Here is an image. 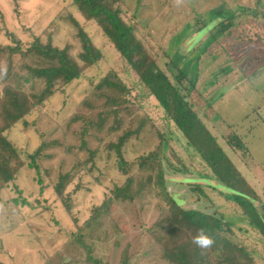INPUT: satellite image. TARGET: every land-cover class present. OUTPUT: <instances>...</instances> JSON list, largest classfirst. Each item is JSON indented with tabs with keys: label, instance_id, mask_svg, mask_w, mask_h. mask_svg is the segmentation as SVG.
Here are the masks:
<instances>
[{
	"label": "rangeland",
	"instance_id": "1",
	"mask_svg": "<svg viewBox=\"0 0 264 264\" xmlns=\"http://www.w3.org/2000/svg\"><path fill=\"white\" fill-rule=\"evenodd\" d=\"M26 2L0 0V44L14 46L9 35L18 38L23 28L25 42L31 29L42 41L52 35L59 48L70 44L76 59L81 49L77 30L67 21L69 6L64 5L68 1L31 0L28 3L33 7L25 6V10H37L36 14L22 22L18 9ZM121 4L120 17L133 26L137 39L170 80L168 65L177 48L183 56L179 67L194 65L209 35L210 11L246 9L243 16L233 17L231 33L226 32L200 56L195 89L190 91L185 81L181 92L255 192L258 200L254 203L264 216V0H123ZM76 12L71 13L101 59L84 67L81 77L70 84L57 83L50 97L3 133L19 154L10 163L21 166L15 179L0 191V264H172L154 237L157 223L171 210L165 193L154 185L151 168L157 164L163 165L169 178L197 180L189 185L178 180L165 184L185 202L184 208L222 218L229 228L224 236L245 248V264H264V241L258 231L220 193L207 165L186 145L97 24L84 21ZM201 22L207 24L193 33ZM182 32L186 37L179 41ZM199 38L192 47V39ZM6 55L0 54V89L11 83L17 90L21 85L27 94L39 95L43 81L22 83L18 76L14 78L20 74L18 55L11 59L10 82L3 83L9 63ZM105 79L124 89L108 87ZM118 93H122V105L113 103ZM112 108L118 110L117 117ZM116 121L120 125L114 130ZM137 129L139 133L122 149L128 166L124 174L115 153L106 147L124 131ZM232 136L240 138L243 151L233 147ZM39 148L33 161L31 156ZM93 149L98 151L89 160ZM152 153L158 154L152 164L140 166L141 158ZM68 172L70 179L58 196L59 174ZM130 176L134 180L131 197L119 198L105 208L107 212L101 211V204ZM176 236L170 238L177 242ZM211 264L216 260L212 258Z\"/></svg>",
	"mask_w": 264,
	"mask_h": 264
},
{
	"label": "trees",
	"instance_id": "2",
	"mask_svg": "<svg viewBox=\"0 0 264 264\" xmlns=\"http://www.w3.org/2000/svg\"><path fill=\"white\" fill-rule=\"evenodd\" d=\"M67 1L68 3L64 5L69 6L67 21L76 28V35L80 42L81 52L76 59L71 54L72 48L70 44L59 48L53 44L54 39L52 35L48 36L45 41H42L31 29L25 42L22 39L27 34V31L23 28V32L18 38L14 35H9L11 40L14 41V46L0 44V54H7L6 57L9 61L7 71L3 76V83H6V81L10 82L7 76L13 71L11 59L13 56L18 55L21 62L19 68L20 74H14V78L18 76L22 83L41 80L45 85L39 95L27 94L21 85H18L19 87L17 88L19 90H17L11 83L5 84L0 89V191L15 179L21 166L19 162L16 165L10 163L11 159L13 157L17 158L19 154L16 148L6 140L3 133L7 129L9 130L17 125L25 116L32 112L35 106L41 105L48 96L50 97L55 91L53 88L57 83H62L63 86L70 84L72 81L81 77L84 67L92 66L101 59L99 50L95 48L83 31L80 25L81 23L71 13L77 10L79 16L84 21H93L97 24L108 41L113 45L116 52L137 75L139 82L148 91L149 95L156 100L158 105L169 116L177 130L185 139L186 145L198 154L201 160L207 165L216 181V185L222 190L220 193L227 200L234 202L242 210L249 224L258 231L264 241V216L254 203V201L258 200V197L226 156L181 92L185 81H187L190 91L195 89L198 77L196 66L200 56L206 53L226 32L227 34L231 33V30L234 29L233 17L243 16V14L247 13L246 9L242 10V12L240 11L241 14L240 12H231L229 9L225 12L224 7H217L215 10L210 11V20L207 22L208 24L210 23V27L206 31L209 35H207V40L203 43L202 48L197 54L194 65L191 69L189 66H187L188 69L186 66L179 67L183 56L180 55L178 52L179 48H177L170 58V64L168 65L173 75L172 80H170L137 39L133 26L126 24L120 17V7L123 0ZM33 16L34 14L32 18ZM25 19L23 18L22 22ZM207 23L201 22L202 26L193 30V33L200 31ZM183 37H186L185 32H182L177 39L180 41ZM200 38L196 41L192 39V47L198 43ZM244 43V45L247 44V42ZM22 44L25 48L21 47ZM190 70H193L192 74L189 72ZM189 74L192 76L188 77ZM20 75H24V78ZM103 81V84L108 87H117L118 91L124 89V87L120 86L118 88L117 84L109 83L106 79ZM116 96L118 97L115 98L114 96L117 99L113 101L114 105H122L124 103L122 93H118ZM34 99L36 102H34ZM111 112L117 117L118 110L116 108H112ZM100 121L103 120L100 119ZM116 124L117 126L113 128L114 130L118 129L120 122L118 123L116 121ZM138 133V129L124 131L118 136L116 142L106 147L107 150L115 153L118 160V169L124 174L127 172L128 166L122 158V149L129 139ZM230 141L235 149L241 151L245 149L240 138L237 136H232ZM39 151L40 148L31 156L33 161L39 154ZM97 151L93 149L89 152V160L96 155ZM157 157L158 154L156 153L142 157L139 165L145 166L152 164V161ZM151 170L155 174L154 185L161 188L171 205L170 214L159 220L157 229L155 228L154 231V237L163 246L166 258L172 264H211L212 258L216 260V264H245L244 260L248 257L247 252L245 248L233 244L224 236V233L229 229L224 220L222 218H216L212 214L200 212L192 208H184L185 202L178 198L177 193L167 190L165 184L171 180H178L182 184L189 185L195 184L193 181L197 180L193 178H169L164 174L162 164L155 165ZM66 173L63 176L59 174V182L55 188L58 196L61 193L63 194L65 189L63 186H66L70 179L71 174L69 172L68 174ZM203 180L206 181L207 178ZM150 181L151 177L149 175L147 183H150ZM133 182V176H130L127 178L123 187L115 188L111 192V196H108L101 204V211L104 212L107 207L109 209L110 205L119 198L127 199L128 196L131 197L130 190ZM162 192L160 193L162 194ZM66 209L69 210V207L66 206ZM261 209L264 210L263 205H261ZM201 227L205 228L216 241L215 245L203 254L201 249L192 243V238ZM174 234L177 235L176 237L179 238V241L176 242L175 239L170 238Z\"/></svg>",
	"mask_w": 264,
	"mask_h": 264
},
{
	"label": "clouds",
	"instance_id": "3",
	"mask_svg": "<svg viewBox=\"0 0 264 264\" xmlns=\"http://www.w3.org/2000/svg\"><path fill=\"white\" fill-rule=\"evenodd\" d=\"M192 243L195 244L197 248L201 249L203 254L208 249L212 248L216 241L205 228L201 227L197 230V234L192 238Z\"/></svg>",
	"mask_w": 264,
	"mask_h": 264
},
{
	"label": "crops",
	"instance_id": "4",
	"mask_svg": "<svg viewBox=\"0 0 264 264\" xmlns=\"http://www.w3.org/2000/svg\"><path fill=\"white\" fill-rule=\"evenodd\" d=\"M30 1H31V0H28L29 3H30ZM28 2L24 3L23 6H22V4H21V7H23V8H22V10L19 8V9H18V12L21 14V17H22V18H23V17H24V18H26V17H30V20H32V15H33L34 13L36 14V11H37V10H36L34 13H31L32 11L29 12L28 10H25V9H26L25 6L30 7V8L33 7V5H30ZM18 5H19V4H18ZM27 12H29L30 14L27 13Z\"/></svg>",
	"mask_w": 264,
	"mask_h": 264
}]
</instances>
